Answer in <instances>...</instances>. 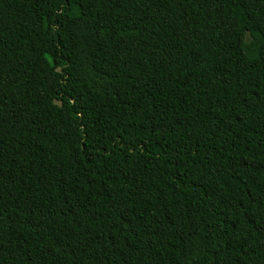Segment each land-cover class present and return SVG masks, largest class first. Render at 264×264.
<instances>
[{
	"label": "trees",
	"instance_id": "obj_1",
	"mask_svg": "<svg viewBox=\"0 0 264 264\" xmlns=\"http://www.w3.org/2000/svg\"><path fill=\"white\" fill-rule=\"evenodd\" d=\"M0 264H264V0H0Z\"/></svg>",
	"mask_w": 264,
	"mask_h": 264
}]
</instances>
